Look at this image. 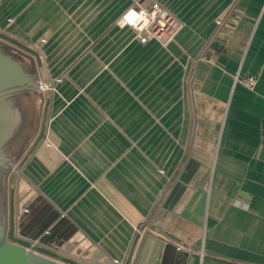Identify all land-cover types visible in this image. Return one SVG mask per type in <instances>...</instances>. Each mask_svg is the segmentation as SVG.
I'll list each match as a JSON object with an SVG mask.
<instances>
[{
	"label": "crops",
	"instance_id": "1",
	"mask_svg": "<svg viewBox=\"0 0 264 264\" xmlns=\"http://www.w3.org/2000/svg\"><path fill=\"white\" fill-rule=\"evenodd\" d=\"M153 3L166 45L118 24ZM0 35L51 87L14 98L7 242L17 200L61 264H264V0H0Z\"/></svg>",
	"mask_w": 264,
	"mask_h": 264
},
{
	"label": "water",
	"instance_id": "2",
	"mask_svg": "<svg viewBox=\"0 0 264 264\" xmlns=\"http://www.w3.org/2000/svg\"><path fill=\"white\" fill-rule=\"evenodd\" d=\"M35 89H38V85L35 84L34 73L23 66L6 44L0 42V264H61L33 250L40 248L55 252L47 245L49 233L41 231L36 234L37 236L28 239L18 235L21 222L19 218L20 205L17 200L14 208L12 239L20 244L7 242L9 235L8 199L12 184L10 181L13 180V171L21 174L22 170L16 168L4 148L9 146L19 121L14 108V98ZM15 183L17 191L18 180ZM63 257L80 264H97L77 261L76 258L69 255Z\"/></svg>",
	"mask_w": 264,
	"mask_h": 264
},
{
	"label": "built area",
	"instance_id": "3",
	"mask_svg": "<svg viewBox=\"0 0 264 264\" xmlns=\"http://www.w3.org/2000/svg\"><path fill=\"white\" fill-rule=\"evenodd\" d=\"M119 25L129 26L135 38L142 44L155 40L161 45L171 42L182 28V23L168 10L153 3L148 7L128 10L119 20ZM246 89H253L256 84L255 77L247 76L236 78ZM40 90L51 89L48 84H39ZM178 251L181 247L176 248Z\"/></svg>",
	"mask_w": 264,
	"mask_h": 264
},
{
	"label": "rangeland",
	"instance_id": "4",
	"mask_svg": "<svg viewBox=\"0 0 264 264\" xmlns=\"http://www.w3.org/2000/svg\"><path fill=\"white\" fill-rule=\"evenodd\" d=\"M0 39H3V38L1 37V35H0ZM4 150H5L6 152H8V146H6V147L4 148Z\"/></svg>",
	"mask_w": 264,
	"mask_h": 264
}]
</instances>
